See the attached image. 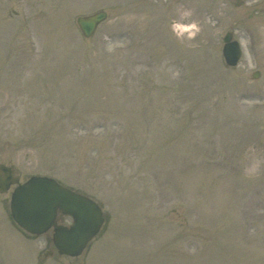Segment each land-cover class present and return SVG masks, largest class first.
<instances>
[{"label": "rangeland", "instance_id": "374dc122", "mask_svg": "<svg viewBox=\"0 0 264 264\" xmlns=\"http://www.w3.org/2000/svg\"><path fill=\"white\" fill-rule=\"evenodd\" d=\"M0 164L107 218L47 255L0 192V264H264V0H0Z\"/></svg>", "mask_w": 264, "mask_h": 264}, {"label": "water", "instance_id": "95a60500", "mask_svg": "<svg viewBox=\"0 0 264 264\" xmlns=\"http://www.w3.org/2000/svg\"><path fill=\"white\" fill-rule=\"evenodd\" d=\"M107 14L79 18L78 23L83 33L91 36ZM223 49L229 66H236L241 57L237 42H232L228 34ZM259 76L255 74V78ZM19 182L12 168L0 165V191L7 192L11 185ZM12 216L23 229L35 234L45 233L52 226L55 228L54 244L60 254L76 257L99 232L104 217L101 209L93 201L60 186L54 179L34 176L25 184L19 185L11 198ZM58 211L74 216L70 227L58 226L55 222Z\"/></svg>", "mask_w": 264, "mask_h": 264}, {"label": "bare ground", "instance_id": "6f19581e", "mask_svg": "<svg viewBox=\"0 0 264 264\" xmlns=\"http://www.w3.org/2000/svg\"><path fill=\"white\" fill-rule=\"evenodd\" d=\"M183 29H185L186 31H189V29H191V28H189V26H188V27H184Z\"/></svg>", "mask_w": 264, "mask_h": 264}]
</instances>
